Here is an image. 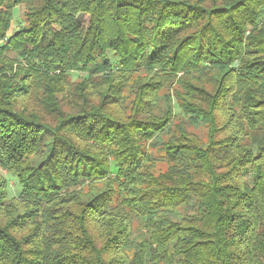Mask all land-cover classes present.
Returning a JSON list of instances; mask_svg holds the SVG:
<instances>
[{"label": "trees", "instance_id": "1", "mask_svg": "<svg viewBox=\"0 0 264 264\" xmlns=\"http://www.w3.org/2000/svg\"><path fill=\"white\" fill-rule=\"evenodd\" d=\"M0 264H264V0H0Z\"/></svg>", "mask_w": 264, "mask_h": 264}, {"label": "rangeland", "instance_id": "2", "mask_svg": "<svg viewBox=\"0 0 264 264\" xmlns=\"http://www.w3.org/2000/svg\"><path fill=\"white\" fill-rule=\"evenodd\" d=\"M23 13H24V8L22 6H19L15 9V21L13 23V26H12V30L11 31H16L20 26V22L24 21V18H23ZM79 20L80 22L83 24V25H87L88 22H89V17L83 15V16H80L79 17ZM9 56L11 57H14L15 58V55L13 54H10ZM80 74H75L74 77L72 79H70V81H72L73 83H77L80 81ZM8 180H9V183H10V193L12 196L14 195H19L20 193V186H19V183L18 181H16V179L10 175L7 176ZM105 187V186H104Z\"/></svg>", "mask_w": 264, "mask_h": 264}]
</instances>
